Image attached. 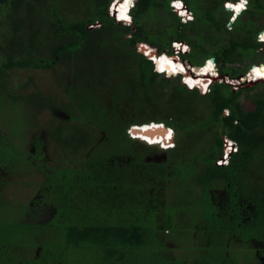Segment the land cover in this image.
I'll return each instance as SVG.
<instances>
[{"label": "trees", "instance_id": "1", "mask_svg": "<svg viewBox=\"0 0 264 264\" xmlns=\"http://www.w3.org/2000/svg\"><path fill=\"white\" fill-rule=\"evenodd\" d=\"M18 1L0 0V4L11 5L12 12H15ZM171 1L137 0L131 10L133 23L127 25L117 22L109 14L112 0H93L92 3L83 4L79 8L82 10L85 5L81 17L74 19L62 17L56 5L58 0H54V6L47 14L53 20L48 17L50 22L46 31L43 34L39 29L29 32V43H19V55H12L3 68L52 67L58 61L67 67L64 75L56 76L60 90L64 91L63 96L68 98L58 103L67 117L59 118L58 125L48 129V138L56 145L64 150L70 147L75 154L81 153L77 157V164L68 158V161H72L62 168L66 172L61 177V187L58 189L59 192L63 191L60 198L65 208L61 210L62 218L69 214L67 207H73L71 202L76 193V200L83 201L85 198V202L90 197L109 194L114 206L124 196L130 201L136 200L143 193L141 191L150 190L138 185L135 173H139L138 177L144 176L141 181L149 182V178L144 179L151 174L163 177L165 172L162 169L169 162L176 164L189 155L198 176L196 185H199L205 201L206 209L202 216L208 223L205 228L211 233L210 239L215 244L212 255L190 262L165 255V248L153 253L150 251L152 243L147 237V227L142 223H132L133 220L130 223H108L98 218L88 220L87 215L77 222L75 217L71 222L63 221L65 243L60 246L61 252L62 249L66 252L70 248H77L84 257L88 253L99 256L103 252L113 258L108 262L105 259L101 264H119L118 255L127 264H133L132 261L140 264L141 260L144 261L142 264H233L234 261L227 256L230 237L242 236V240L246 241L253 236H264V182L258 184L254 178L256 183H252L250 176L251 166L264 160V83L262 87L253 84L234 89L228 83L217 81L208 92L202 93L197 88L189 89L181 80L169 79L173 77L171 73L165 72L167 78L158 73L153 61L137 50L140 43H147L149 45H145V48L149 53H154L153 47H156L159 51L173 54L172 42L185 41L189 43L190 51L183 54L182 59L188 60L186 56L191 53H202L205 55L204 61L215 58L221 74L237 77L249 67L243 70L228 67V64L244 62L246 54L242 49L255 50L261 46L257 35L263 27L257 31L256 27L251 26L255 16L254 2L249 0L250 7L228 29V13L207 8L203 13L196 12L194 20L183 22L172 10ZM184 1L188 3L190 0ZM255 1V8L264 9L260 0ZM27 5L30 12L41 13L33 4L27 2ZM217 5L221 8L220 3ZM152 10L161 12L160 26L146 19ZM165 11L171 18L164 14ZM243 15H246L244 19ZM15 22L16 29H20V20ZM96 22L101 25L87 28ZM221 32L227 33L225 41ZM124 33L131 36L125 39ZM38 37L39 42L36 41ZM48 45H51L50 54L44 57L42 49ZM88 64L91 65V74L82 78ZM65 74L71 75L72 83L66 81ZM10 95L13 100L31 104L35 108L45 106L41 92H32L23 97ZM242 96L251 101L250 107L242 103ZM151 121L163 122L177 131L179 138L176 147L166 150H173V158L169 160L172 155L168 153L167 160L161 163L152 164L143 158L132 160L130 164L120 163L118 156L121 154H138L139 150H135L137 142L148 145L129 136L127 128ZM218 130L229 138H226L227 141L231 139L238 146L229 162L223 165L216 163L223 157L224 151V140ZM101 132H104L103 139L99 141ZM0 136L2 145V133ZM44 142L42 138L33 139L34 147L37 143L42 147ZM107 146H113L114 152L107 150ZM14 149L17 153L20 150ZM6 158L3 151L2 163L6 162ZM134 161L142 162L145 167H154L150 170L138 167L139 170L134 171ZM121 164L125 167L121 168ZM0 178L2 182L4 176ZM124 179L127 186H124ZM213 182L216 186L212 185ZM221 189L225 190L227 196L222 205L216 201V190ZM211 194L215 201L212 205L218 209H212L209 205ZM240 231L241 235L236 234ZM2 246L9 247L6 255L10 258H14L16 253L20 257L21 249L16 240ZM141 248H145V251L141 252ZM35 254L38 258L39 253ZM0 255H5L4 249L0 248ZM63 257L56 254L55 259L48 261L58 262L64 260Z\"/></svg>", "mask_w": 264, "mask_h": 264}, {"label": "rangeland", "instance_id": "2", "mask_svg": "<svg viewBox=\"0 0 264 264\" xmlns=\"http://www.w3.org/2000/svg\"><path fill=\"white\" fill-rule=\"evenodd\" d=\"M218 1L190 0L185 4L193 12L195 19L196 12L203 13L207 8L228 13L223 8L227 0ZM260 1L264 5V0ZM27 2L33 4L35 8H39L42 14L37 11L30 12V6L28 9ZM92 2L93 0H58L56 5L58 13L62 17L74 19L81 17L85 5L82 10L79 8L83 4L87 5ZM253 2L255 16L251 26L256 27V30L259 31V27L260 29L264 27V25L262 26L264 9L255 8L256 1L253 0ZM217 3H220L221 8L217 7ZM230 5L232 7V3ZM53 6L54 0H19L15 12H12L11 5L0 4V133L3 136L2 145L0 138V177L4 176L0 182V248L5 251L4 256L0 255V264H101L104 263L105 259L107 262L113 260L111 256L103 254V252L99 256L88 253L86 257L77 248H70L66 252H63L62 249L61 252L60 246L65 243L63 221L69 220L71 222V219L74 220L75 217L77 222L78 219L86 215L88 220L98 218L108 223H130L129 221L132 220V223L134 221L142 223L147 227V237L152 243L150 251L153 253L165 248V255L190 262L201 258V256L210 258L215 244L210 239L211 233L205 228L208 224L202 217L206 209L205 201L199 185H196L198 176L191 164L189 155L183 157L180 162L177 161L176 164L169 162L165 169H162L165 172L163 177L158 174L156 176L151 174V177L145 176L144 180L149 178V182L141 181L144 176L138 177L139 173H135L134 177L138 185H142L143 188L147 187L151 191H141L143 193L139 194L136 200L130 201L122 196L123 198L114 206L113 198L110 199L109 194H103L96 198L90 197L85 202V198L84 200L82 198L83 201L76 200V193L73 196V202H71L73 207H67L69 208L67 219L61 217V210L65 208L62 199H60L63 191L59 192L58 189L61 187L62 175L66 173L62 168L70 164L72 160L73 163L77 164V157L81 154H75L70 147L64 150L56 145L55 141L48 138V129H54L62 117H67L66 112L59 108L58 103L62 100L67 101L68 98L63 96L64 91L60 90L56 82V76L64 75L67 67L58 61L52 67L3 68L4 63L12 55H19L20 49L17 48L19 43H29V32H35L39 29L43 34V31H46L50 22L48 17L53 20V17L47 16ZM160 13L152 10L146 15V19L153 20L155 24L160 26ZM164 14L171 18L168 12L165 11ZM245 16L243 15V19ZM16 20L18 22L20 20V29H16ZM100 25L101 23H98L96 26L99 27ZM233 25L228 22L227 28L230 29ZM88 26L90 28L91 24ZM253 34L255 36L256 31ZM221 36L224 41L227 39L226 32H221ZM36 41L39 42L40 38L38 37ZM50 48L51 45L43 47L42 56L47 57L50 54L48 53ZM242 51L246 54L244 62L228 64V67H239L244 70V68H250L253 63H257L261 67L264 66V51L257 52L251 48L242 49ZM186 57L191 63L201 65L205 55L196 52ZM90 70L91 65L88 64L82 78L89 77ZM174 73L179 74L181 72L176 71ZM172 75L175 76V74ZM70 76L66 75V81L72 83L73 79ZM170 79L173 81L181 80L180 76ZM29 81L31 82L30 85L27 84ZM253 84H259V87H262L260 82ZM32 92H41L44 95L42 103H45V106L35 108L33 105L25 104L20 100H13L10 95L11 93L23 97V95L28 96ZM241 101L246 107L251 106V101L247 97L242 96ZM217 132L221 133V130ZM101 133L98 135V137L101 136L99 141L103 139L104 132ZM34 138L45 140L42 147L38 143L34 147ZM137 144L139 146L135 145V150H139L138 154H121L118 156L120 163L130 164L132 160L137 158H143L144 161L152 164L161 163L167 160L168 153L172 155L168 159L173 158V150L166 151L158 145L148 146L139 142ZM113 145L115 146V144ZM14 148L20 149H17L18 153ZM232 149L233 145L227 146L228 159L231 157ZM107 150L111 153L114 152L113 146H107ZM3 151L7 158L6 162L2 163ZM68 158L72 160L68 161ZM220 160L222 161V156ZM225 160L223 161L226 162ZM262 162L261 164L259 161L255 162L254 166H251L252 183H256L254 178L258 180H256L258 184L264 182V160ZM132 166L134 171H137L138 167L141 170L144 168L150 170L154 167H145L140 161H134ZM124 167L125 165H122L121 168ZM159 180L162 182H158ZM126 182H124V186L127 184ZM212 185L216 186V183L213 182ZM216 192V201L222 205L227 199L226 192L224 189L216 190ZM205 195L207 198V194ZM212 195H208L210 196L208 198L209 205L212 209H216L217 206L212 205L215 203ZM241 233L242 231L236 234L241 235ZM241 237L233 236L228 240L227 256H230L231 261H234L233 264H264V236L260 238L253 236L246 241H243ZM13 239L19 242L20 257L16 253L14 258H10L11 256L6 255L9 247L2 246L8 242H13ZM140 251H145V248H141ZM37 252L39 253L38 258L35 254ZM56 254L59 256L62 254L64 260L48 261L52 258L55 259ZM118 257L119 255L117 256L119 264H127ZM130 261L127 260V262ZM143 262L141 260L140 264ZM156 262L157 259L155 258ZM132 263L134 264L133 261Z\"/></svg>", "mask_w": 264, "mask_h": 264}, {"label": "bare ground", "instance_id": "3", "mask_svg": "<svg viewBox=\"0 0 264 264\" xmlns=\"http://www.w3.org/2000/svg\"><path fill=\"white\" fill-rule=\"evenodd\" d=\"M132 2H133V0H116L114 5L112 6L114 15L116 14V17L121 22H124V23L131 22V20H130L131 15L129 12V8H130ZM244 3H245V0H240L239 3H236V2L233 3L232 7L230 5L231 3H229L228 7L230 9H235V11H236V7L238 6V4H241L240 7L242 8ZM174 5H176L177 10L182 15H184V17L189 18L190 20L193 19L192 13L187 9V6L183 3V1H177L174 3ZM236 14H237L236 16H238L240 14V12L237 11ZM236 18L234 17L233 20L234 19L236 20ZM261 38H262V41H264V32L262 33ZM144 44H146L147 46L149 45L147 43H144ZM184 44H185L184 48H186L187 43L184 42ZM144 48H145V46L142 48V50ZM154 53L151 52V55H153ZM207 59H209V58H207ZM156 61L158 64V70H160L161 72H168V73L175 74V75L177 74V73H174L176 71L183 72L184 76H185V80L188 81V83L192 86H200L202 89H205L209 85V83L213 80V77H211V73L213 72V69H214L212 58H210V60L208 62L201 64L202 66L201 65H195L192 63H191V65L187 66V64L180 61L178 58L171 57L169 54L164 52L160 55L159 58H157ZM188 69H190V70H188ZM247 71H248V76H246L247 77L246 79H248V80H251V81L254 80L255 81V79L257 80V79L264 78V66L261 67L258 64H253L249 68V70H247ZM154 122L159 123L157 121H154ZM150 123L151 122L144 123V124H146V125H144V127L142 124H135V128H134L135 136L134 137H140V138H142V141H143V139H144V141L150 140L153 143L159 142V141L170 142L172 134H171V131L166 127L165 124L160 123L158 125H156V124L151 125ZM228 141H230V140H228ZM226 150H227V147H225V149L223 151L222 164H225L228 160V157H229V155L226 153ZM225 159H226V162L223 161Z\"/></svg>", "mask_w": 264, "mask_h": 264}, {"label": "built area", "instance_id": "4", "mask_svg": "<svg viewBox=\"0 0 264 264\" xmlns=\"http://www.w3.org/2000/svg\"><path fill=\"white\" fill-rule=\"evenodd\" d=\"M115 1L116 0H114L113 2H112V4H111V6H110V14L112 15V16H116V14L114 15V13H113V9H112V6L114 5V3H115ZM177 1H182V0H172L171 2H170V5H171V7H172V10L174 11V12H176L177 13V15L180 17V19H181V21H183V22H188V21H191L189 18H186V17H184V15H182L178 10H177V8H176V5H174V3L175 2H177ZM230 2H233V3H239L240 2V0H227V1H225V3H224V9H225V11L226 12H228V13H231V18H230V21L229 22H231V24H232V22H234L235 21V19L233 20V18L235 17H237L236 15V11H235V9H230L229 7H228V4L230 3ZM248 2H249V0H245V3H244V5H243V7L241 8V10L239 11L240 13L241 12H243V11H245L246 9H247V5H248ZM184 3V2H183ZM134 4V0H133V2H132V4L131 5H133ZM185 4V3H184ZM186 5V4H185ZM187 6V5H186ZM187 9L192 13V15H193V12L187 7ZM192 17V16H191ZM130 19H131V17H130ZM193 19H194V15H193ZM192 19V20H193ZM233 20V21H232ZM118 21V20H117ZM99 22H96L95 24H91V27H95L97 24H98ZM87 28H89V26H87ZM264 32V29L263 30H261L259 33H258V36H257V38H258V41L262 44L259 48H257V49H255L257 52L258 51H264V41H262V38H261V35H262V33ZM131 36V34L130 33H124V37L125 38H129ZM184 42L185 41H181V40H174L173 42H172V45H171V47H172V51H173V54H171V57H175V58H178L180 61L182 60V62H184L185 64H187V66H189V65H191V63H189L187 60H183L182 59V55L183 54H185V53H188L189 51H190V45H189V43H187V47L186 48H184V46H185V44H184ZM144 43H140L139 45H138V47H137V50L139 51V52H141V53H143V54H147V57L148 58H151L152 60H153V63H154V65H155V68L156 69H158V64H157V58H159L160 57V55L162 54V53H164L165 51H159L156 47H153V49H154V52H155V54L154 55H151V53L149 54L148 53V50L146 49V48H144L143 50H142V47H144L146 44H144ZM159 55V56H158ZM209 61V59H207V60H205V63L206 62H208ZM215 61L213 60V72L211 73V77H213V80L209 83V85L205 88V89H203V91L202 92H205L206 90H208V89H210L209 87H210V85H211V83H213L214 81H219V82H225V83H228V84H230L234 89H238L239 87H242V86H246V85H252L253 83H256V82H260V83H264V79H255V81L254 80H248V79H246L247 77L246 76H248V71L246 72V74H244L243 76H240L239 78L238 77H231L230 75H228V74H221L219 71H218V68H217V65H216V62L214 63ZM188 70H190V69H188ZM193 72V71H192ZM177 76H180V79H181V81H182V83L183 84H185L189 89H195V88H199L200 90L202 89L200 86H192V85H190L189 83H188V81H186L185 80V76H184V73L183 72H181V73H177ZM253 82V83H252ZM164 124L163 122H159V123H154V122H151V125L152 124H156V125H158V124ZM134 128H135V125H131V126H129V128H127V133L128 134H130L129 136H131V137H134L135 136V134H134ZM170 131H171V134L173 135L172 137H171V140H170V142H163V141H159V142H152V141H144V139H143V142H147V143H149V144H154V145H158V146H160L161 148H163V149H171V148H174V147H176V140H177V135H178V133H177V131L175 130V129H173V128H168ZM222 133V132H221ZM222 135V138H223V140H224V147H227V143H229V144H233V149L231 150V152L233 153V152H235L236 150H237V148H238V146H237V143L235 142V141H233V140H231L230 139V141H227V139L226 138H228V137H226L223 133L221 134ZM135 138V137H134ZM140 138V137H139ZM141 140H142V138H140ZM229 139V138H228ZM231 148V147H230ZM229 162V159L227 160V162L225 163V164H227ZM216 163L217 164H219V165H223L222 164V161L220 160V158L216 161Z\"/></svg>", "mask_w": 264, "mask_h": 264}, {"label": "clouds", "instance_id": "5", "mask_svg": "<svg viewBox=\"0 0 264 264\" xmlns=\"http://www.w3.org/2000/svg\"><path fill=\"white\" fill-rule=\"evenodd\" d=\"M114 1V0H113ZM112 1V2H113ZM137 0H134V4L133 5H131L130 6V8H129V12H130V15H131V10H132V8L134 7V5H135V2H136ZM184 3H185V1L184 0H182ZM112 2H111V4H112ZM111 4H110V6H111ZM110 6H109V14H110ZM244 12V11H243ZM243 12H241L240 14H242ZM239 14V15H240ZM111 15V14H110ZM238 15V16H239ZM112 16V15H111ZM230 16H231V14H230ZM237 16V17H238ZM112 17H114V16H112ZM231 18V17H230ZM114 19L117 21L118 20V18L115 16L114 17ZM237 19V18H236ZM131 22H129L128 24L127 23H125V24H127V25H132V23H133V17H132V15H131ZM117 22H121L120 20H118ZM122 23V22H121ZM124 23V22H123ZM234 23V22H233ZM232 23V24H233ZM123 36H124V34H123ZM125 38V37H124ZM125 39H127V38H125ZM165 53H167V54H169L167 51H165ZM146 56H147V54H145ZM170 56H171V54H169ZM149 59H151V58H149ZM152 60V59H151ZM183 60H185V59H183ZM214 61H215V59H213ZM153 61V60H152ZM182 61V60H181ZM205 62V61H204ZM215 63V62H214ZM203 64V63H202ZM154 69L158 72V73H161V74H163L164 76H165V72H161L160 70H158V69H156L155 68V65H154ZM177 76V74L175 75V76H173L172 78H174V77H176ZM166 77V76H165ZM167 78V77H166ZM170 79V78H169ZM215 82H217V81H214L213 83H215ZM213 83H211V85L213 84ZM185 85V84H184ZM210 85V86H211ZM210 88V87H209ZM197 89H199V88H197ZM200 90V89H199ZM203 91V89H201L200 90V92H202ZM209 91V89L208 90H206L205 92H202V93H206V92H208ZM151 122H154V121H151ZM155 123V122H154ZM151 124V123H150ZM165 124V123H164ZM143 126L144 125H146V124H142ZM166 125V124H165ZM148 126V125H147ZM166 127L167 128H172V127H169V126H167L166 125ZM174 129V128H173ZM222 134V133H221ZM173 136V135H172ZM222 136V135H221ZM132 138H134V137H132ZM135 139H138L139 141H141V142H143L139 137H135ZM144 143H147V142H144ZM148 145H151V146H154V144H149V143H147ZM160 147V146H159ZM161 148V147H160ZM175 148V147H174ZM163 149V148H162ZM172 149V148H171ZM224 149H225V147H224ZM164 150H168V149H164ZM232 155V154H231Z\"/></svg>", "mask_w": 264, "mask_h": 264}, {"label": "crops", "instance_id": "6", "mask_svg": "<svg viewBox=\"0 0 264 264\" xmlns=\"http://www.w3.org/2000/svg\"><path fill=\"white\" fill-rule=\"evenodd\" d=\"M231 3H232V5H233V2H231ZM240 6H241V4H238V6L236 7V13H237V11H238V12L240 11V9H241ZM249 7H250V4L247 5V9H248ZM247 9H246V10H247ZM263 25H264V22H263L262 26H263ZM263 29H264V27H263L261 30H263Z\"/></svg>", "mask_w": 264, "mask_h": 264}, {"label": "water", "instance_id": "7", "mask_svg": "<svg viewBox=\"0 0 264 264\" xmlns=\"http://www.w3.org/2000/svg\"><path fill=\"white\" fill-rule=\"evenodd\" d=\"M155 54V53H154ZM153 54V55H154ZM212 59H215L214 57H211ZM189 63H191L189 60H187ZM193 64V63H192ZM240 76H243V74H241V75H239V76H237L238 78L240 77Z\"/></svg>", "mask_w": 264, "mask_h": 264}, {"label": "flooded vegetation", "instance_id": "8", "mask_svg": "<svg viewBox=\"0 0 264 264\" xmlns=\"http://www.w3.org/2000/svg\"><path fill=\"white\" fill-rule=\"evenodd\" d=\"M144 124V123H143Z\"/></svg>", "mask_w": 264, "mask_h": 264}]
</instances>
